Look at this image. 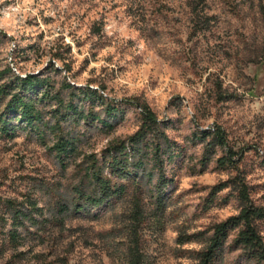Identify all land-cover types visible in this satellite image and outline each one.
I'll list each match as a JSON object with an SVG mask.
<instances>
[{
  "label": "rangeland",
  "instance_id": "obj_1",
  "mask_svg": "<svg viewBox=\"0 0 264 264\" xmlns=\"http://www.w3.org/2000/svg\"><path fill=\"white\" fill-rule=\"evenodd\" d=\"M7 67L49 76L64 99L66 81L146 104L173 120L166 132L183 156L167 168L173 182L162 205L139 178L107 207L63 215L56 205L70 202L74 187H90L85 156L101 157L136 131L139 108L124 105L111 130L97 122L75 126L80 141L65 168L50 132L44 143L20 129L0 135V194L30 195L46 219L39 234L19 228L23 244L4 245L0 264H195L213 226L241 207L233 188L213 194L214 185L240 174L264 206V0H0V83L12 79ZM94 111L103 107L95 103ZM215 128L239 152L236 168H217V149L202 171L204 147L193 133ZM9 224L0 226V246ZM235 234L221 264H259L232 246Z\"/></svg>",
  "mask_w": 264,
  "mask_h": 264
},
{
  "label": "trees",
  "instance_id": "obj_2",
  "mask_svg": "<svg viewBox=\"0 0 264 264\" xmlns=\"http://www.w3.org/2000/svg\"><path fill=\"white\" fill-rule=\"evenodd\" d=\"M6 71L12 73V79L0 83V135L11 138L20 129L44 143L50 132L53 137L50 148L63 168L80 141L74 129L80 122L89 126L97 122L101 128L111 130L124 118V105L139 108L136 131L110 144L101 157L95 153L85 156L83 180L90 187H74L73 199L56 205L61 214H90L93 209L107 207L125 194L128 182H137L139 178L147 181L151 200L157 205L163 204L167 186L173 182V177L167 174V168L179 164L183 156L181 144L166 132L169 125L173 124L172 119H159L149 106L138 100L137 105L130 101H113L98 89L74 86L66 81L62 85L67 90V98L64 99L59 90L52 88L49 76L35 73L21 76L13 73L11 67H7ZM4 73L0 72V78ZM100 90L104 91V88L100 87ZM87 103L89 107L86 109ZM95 103L103 107L102 114L94 111ZM46 105L54 107L46 111ZM46 112L50 113L53 122H50L49 117L45 119ZM193 137L195 139L192 141L203 143L204 155L200 162L202 171L217 149L220 154L215 158V164L219 169H231L235 162L242 159L238 158L239 152L228 145L225 132L220 128L197 129ZM227 187L233 188V194L241 202V207L236 215L213 226L208 243L198 252L195 264H221L227 238L234 230L236 234L232 246L244 249L257 263H264V206L255 204L251 198V186L240 174L214 185L212 193L216 194ZM8 221L9 229L4 232L7 242L0 246V255L6 249L4 245L16 249L23 244L24 235L19 228L26 233L39 234L46 219L42 208L30 195H24L18 200L17 197H4L0 194V226L4 228ZM20 254L22 252L17 255ZM130 264L141 263L136 258Z\"/></svg>",
  "mask_w": 264,
  "mask_h": 264
}]
</instances>
